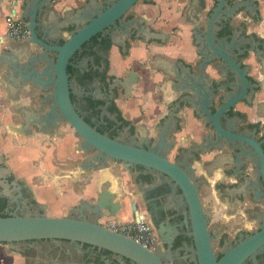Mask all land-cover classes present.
Instances as JSON below:
<instances>
[{"label":"crops","instance_id":"crops-1","mask_svg":"<svg viewBox=\"0 0 264 264\" xmlns=\"http://www.w3.org/2000/svg\"><path fill=\"white\" fill-rule=\"evenodd\" d=\"M96 2L56 0L42 22L46 27L47 19L77 17ZM236 2L243 4L236 15H228ZM217 5L218 0H140L127 15L131 25L121 32L113 31L115 41L108 35V43L102 38L98 43L106 45L108 81L116 86L115 101L130 124V137L157 142L160 129L169 128L174 142L170 160L193 161L196 177L208 182L202 186L200 198L211 219L210 230L232 242L241 230L252 229L258 219H248L237 196L239 191L234 186L239 178L226 174L236 168L237 153L227 147L214 148L215 132L189 101L202 102L210 87L225 86L216 96L218 104L225 92L232 91L228 85L234 82V75L215 69L223 73V62L208 65L201 74L200 40L206 33L208 14ZM25 9V0H0V162L16 182L31 191L35 204L49 216L79 215V210L91 216L89 207L107 192L116 195L110 202H121L122 210L108 218L111 210L102 208L105 216L99 221L131 222V203L136 202L140 213H145L140 197L143 191L135 174L115 163L84 170L82 164L88 155L69 143L62 123L53 133L34 124L35 118L49 110L39 102L47 93L22 83L17 67L39 48L29 39L6 37L7 16L16 12L23 19ZM223 17L229 20L224 22ZM220 24L227 26L229 36L220 39L217 32L213 42L217 46L224 39L232 43L233 47L225 46L231 55L238 54V47L246 48L244 56L237 59L248 68L250 82L257 85L254 97L237 104L224 121H234L237 132L257 125L259 138L264 134V0H227L217 22ZM251 207L264 211L261 201ZM7 257L12 256L0 255V264H12Z\"/></svg>","mask_w":264,"mask_h":264},{"label":"water","instance_id":"water-1","mask_svg":"<svg viewBox=\"0 0 264 264\" xmlns=\"http://www.w3.org/2000/svg\"><path fill=\"white\" fill-rule=\"evenodd\" d=\"M54 1L56 0H25L23 20L27 22L30 31L29 42L39 48V52L28 57L25 63L17 67V71L22 83H30L40 92L47 93L39 102L43 104V108L49 106L45 114L33 120L36 127L53 133L62 123L69 143L88 155L82 164L84 170L106 168L115 163L134 174L136 166H141L151 173L163 176L166 179L165 184L154 187L148 197L155 195L159 189L172 191V204L180 206L186 213L187 218L183 224L191 229L193 248L190 252L197 255V264H244L249 257L254 258L264 247V226L241 239L235 246L227 247L221 260H216L212 247L216 235H212L209 229L210 216L200 198V190L208 182L204 178L196 177L192 160H170L169 154L174 142L169 128L160 129L157 142L153 139L140 141L130 137L128 129L121 138H112L89 124L72 100L73 94L81 93L77 82L71 79L69 73V68L75 67L76 54L97 36L110 35L115 41L114 33L123 31L125 26L133 22L127 19V15L140 0H97L81 10L77 17L47 19L45 27L42 17ZM226 1L218 0L216 8L209 12L206 33L200 40L203 46L199 53L203 56L201 74L204 75L208 65L215 63L218 66L220 64L216 61L223 62V73L220 69H215L220 74L227 75L230 72L234 75V82L228 85L232 91L225 92L218 104L216 96L223 92L225 86L210 87L202 102L189 101L215 132L214 148L227 147L234 150L239 157L242 153L247 155L256 167L257 179L264 183V139L257 138V131L250 135L237 132L233 126L234 121L224 123L237 104L254 97L257 86L250 82L248 68L237 59L238 55H243L246 51L238 47V54L231 55L225 46L233 47L232 43L224 39L217 46L213 42L217 32L222 33L227 29L225 25H217ZM242 4L243 2L234 3L227 14L236 15ZM223 20L227 22L229 19L223 17ZM115 87L114 84L110 86L112 93ZM255 194H264L258 184ZM115 197V194L105 192L94 206L89 207L91 216L79 210V215L52 217L35 204V210L27 214L0 217V244L9 245L28 240H66L117 253L138 264H162L138 242L107 228L99 221L105 216L101 212L102 208L111 210L108 218L115 217L122 210L121 202H110ZM142 198L147 200V196ZM131 210L136 221L144 219L136 202L131 203ZM183 224L177 222L175 232Z\"/></svg>","mask_w":264,"mask_h":264},{"label":"flooded vegetation","instance_id":"flooded-vegetation-1","mask_svg":"<svg viewBox=\"0 0 264 264\" xmlns=\"http://www.w3.org/2000/svg\"><path fill=\"white\" fill-rule=\"evenodd\" d=\"M228 36V29L220 33V39ZM100 38L107 43L110 39L108 35L97 36L84 45L75 56L74 72L70 71V77L77 82V88L81 93L73 94L72 100L84 118L98 131L119 139L130 124L126 123L116 104V96L110 91L112 81L107 80V83L110 82L109 85L104 81L109 64L107 50L104 48L106 45L101 43L102 45L99 46ZM259 129L257 125H249L248 131L239 133L250 135L254 130L259 133ZM258 139H264V134ZM235 164L236 168L232 172L226 171V174L229 176L234 174L239 178V183L234 186L239 191L237 196L243 203L248 219L258 220L255 221L252 229L241 230L232 242H229L225 236L217 237L214 231L210 230L212 235H216L212 247L218 262L227 247L235 246L241 239L254 234L264 226V211H257L258 209L251 207L259 199L264 208V194L260 196L255 194L257 184L260 191L264 192V183L257 179L256 167L247 155L242 153L239 157L237 154ZM135 170L134 177L139 185L138 188L143 191L140 197L144 205V219L153 226L158 240L154 248L143 247L162 264H197V255L190 252L193 248L191 229L183 224L187 218L186 213L179 205L176 207L172 204V191L159 189L155 195L148 197V193H151L154 187L165 184L166 179L141 166H136ZM142 196H147V200ZM34 205L35 200L31 191L22 182H16L14 175L8 171L4 163L0 162V217L27 214L35 210ZM177 222L183 226L178 227V232H175ZM4 245L8 247L9 254L19 253L16 257L17 261L12 260V264L17 262L19 264H138L120 254L86 243L75 244L66 240H28ZM244 264H264V247L254 258L246 259Z\"/></svg>","mask_w":264,"mask_h":264},{"label":"built area","instance_id":"built-area-1","mask_svg":"<svg viewBox=\"0 0 264 264\" xmlns=\"http://www.w3.org/2000/svg\"><path fill=\"white\" fill-rule=\"evenodd\" d=\"M6 24V37L8 39L24 41L30 38L27 22L17 16L16 12L7 16ZM105 226L113 231L125 234L145 248H154L158 241L153 226L145 219L141 221L134 219L127 223L108 222Z\"/></svg>","mask_w":264,"mask_h":264},{"label":"rangeland","instance_id":"rangeland-1","mask_svg":"<svg viewBox=\"0 0 264 264\" xmlns=\"http://www.w3.org/2000/svg\"><path fill=\"white\" fill-rule=\"evenodd\" d=\"M119 170H121V167H119ZM121 171H123V170H121ZM104 225H105V223H104ZM7 250H9V249H8V247L6 245L0 244V255L2 257L5 258L6 255H8L9 251H7ZM10 254H11L12 257H7V258H11L12 260H14V261L16 260L17 261V258L16 257L19 256V253L18 252H14V253L13 252H10ZM17 264H19V263L17 262Z\"/></svg>","mask_w":264,"mask_h":264},{"label":"trees","instance_id":"trees-1","mask_svg":"<svg viewBox=\"0 0 264 264\" xmlns=\"http://www.w3.org/2000/svg\"><path fill=\"white\" fill-rule=\"evenodd\" d=\"M70 71H71V72H74L73 67H70V68H69V73H71ZM107 80H108V76L106 75V76L104 77V81L107 83ZM109 83H110V82H108L107 85H109ZM85 120H86V119H85ZM86 121L89 123L88 120H86ZM126 123H128V122H126ZM89 124H90V123H89Z\"/></svg>","mask_w":264,"mask_h":264}]
</instances>
